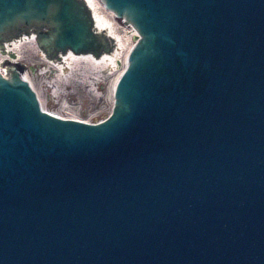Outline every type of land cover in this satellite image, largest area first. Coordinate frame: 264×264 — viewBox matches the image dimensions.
Segmentation results:
<instances>
[{"label": "water", "instance_id": "1", "mask_svg": "<svg viewBox=\"0 0 264 264\" xmlns=\"http://www.w3.org/2000/svg\"><path fill=\"white\" fill-rule=\"evenodd\" d=\"M100 1L139 34L105 120L0 71V264H264V0ZM33 33L114 51L83 0H0L1 52Z\"/></svg>", "mask_w": 264, "mask_h": 264}, {"label": "rangeland", "instance_id": "2", "mask_svg": "<svg viewBox=\"0 0 264 264\" xmlns=\"http://www.w3.org/2000/svg\"><path fill=\"white\" fill-rule=\"evenodd\" d=\"M102 12L111 19L116 33L126 44L115 69L95 67L79 60L72 61L70 66L60 71L42 54L36 41L34 44L25 43L14 52L17 62L29 69L23 77L38 93L41 106L47 112L89 123H99L111 114L114 106L113 85L125 69L126 53L137 43L138 33H134L131 27L127 28L125 20L117 19L105 6H102ZM6 61L13 59L0 52V70L8 72L9 67L3 66Z\"/></svg>", "mask_w": 264, "mask_h": 264}, {"label": "bare ground", "instance_id": "3", "mask_svg": "<svg viewBox=\"0 0 264 264\" xmlns=\"http://www.w3.org/2000/svg\"><path fill=\"white\" fill-rule=\"evenodd\" d=\"M83 2H86L89 10L93 11V18L96 24V32L99 34L105 33V35L109 37V40H111L114 45V51H112V53L105 52V54H103V57H100V58H95L92 55H75L69 52L67 54L61 55L60 60H54V61H51L48 59L47 60L51 62L52 64H54L56 67H58L60 71H64L65 67L70 66L72 61L75 62L79 60L91 63L95 67H102V68L106 67V68L115 69L119 62L118 59L121 58L123 51L126 47L124 39L116 33L111 19L107 17L104 14V12H102V6L104 5L100 0H83ZM25 43L34 44L35 34L33 33L29 36L22 34L19 38L11 39L10 43L4 44L5 47H4V52L2 54H4L5 57H8V56L10 57L11 54H14V52L20 49V47L23 46ZM133 47H130L126 53V58H125L126 64H127L126 59L128 57V54ZM42 54L46 57L45 53L42 52ZM121 74L115 80V83L113 85V91L118 82L117 80L120 78Z\"/></svg>", "mask_w": 264, "mask_h": 264}, {"label": "built area", "instance_id": "4", "mask_svg": "<svg viewBox=\"0 0 264 264\" xmlns=\"http://www.w3.org/2000/svg\"><path fill=\"white\" fill-rule=\"evenodd\" d=\"M132 31L135 33V31H134V29L132 28ZM3 74L6 72V71H2V70H0Z\"/></svg>", "mask_w": 264, "mask_h": 264}]
</instances>
